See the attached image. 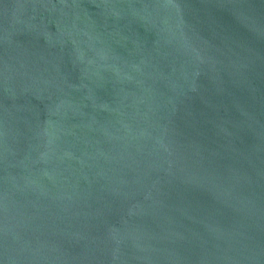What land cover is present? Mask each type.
<instances>
[{
  "label": "water",
  "instance_id": "1",
  "mask_svg": "<svg viewBox=\"0 0 264 264\" xmlns=\"http://www.w3.org/2000/svg\"><path fill=\"white\" fill-rule=\"evenodd\" d=\"M0 264H264V0H0Z\"/></svg>",
  "mask_w": 264,
  "mask_h": 264
}]
</instances>
